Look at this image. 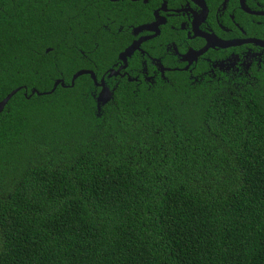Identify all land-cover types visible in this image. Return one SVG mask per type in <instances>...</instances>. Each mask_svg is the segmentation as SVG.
Returning <instances> with one entry per match:
<instances>
[{"label":"trees","instance_id":"16d2710c","mask_svg":"<svg viewBox=\"0 0 264 264\" xmlns=\"http://www.w3.org/2000/svg\"><path fill=\"white\" fill-rule=\"evenodd\" d=\"M83 36L81 63L0 46V102L20 88L0 113V264H264V76L122 80L98 104L71 78L98 80L114 48Z\"/></svg>","mask_w":264,"mask_h":264},{"label":"flooded vegetation","instance_id":"af4514ba","mask_svg":"<svg viewBox=\"0 0 264 264\" xmlns=\"http://www.w3.org/2000/svg\"><path fill=\"white\" fill-rule=\"evenodd\" d=\"M84 32L114 48L98 80L88 70L99 90L178 74L249 83L264 76V0H0V46L28 49L29 64L52 53L56 63L60 52L81 63Z\"/></svg>","mask_w":264,"mask_h":264},{"label":"water","instance_id":"95a60500","mask_svg":"<svg viewBox=\"0 0 264 264\" xmlns=\"http://www.w3.org/2000/svg\"><path fill=\"white\" fill-rule=\"evenodd\" d=\"M134 49H135V46L131 47L129 50L126 51V54H124V55H130V54L133 52ZM202 52H203V51H202ZM202 52H199V53L201 54ZM82 75H90V76L92 77V80L94 81V83L97 84V83H96V80H95V76H94V74H93L91 71H88V70H81V71H78L77 73H75V74L73 75V78H72V80H71V83L73 84L74 80H75L76 78L82 76ZM59 83H61L62 86H64L63 82H61V81H56L55 84H54V88H55ZM98 85H100V86L102 87V90H101V92L99 93L98 98H97V102H98V104L101 103V102H107L108 99H109V97H110V92H109L107 89L104 88V86H103L102 83H101V84H98ZM19 91H20V88H17V89H15V90L11 91V92H10V93H9V94H8V95H7V96H6V97L0 102V113L3 111V109L5 108V106L7 105V103L9 102V100H10V99H11V98H12L17 92H19ZM34 93H36L37 95H41V94L37 93L35 90H33L31 94H34Z\"/></svg>","mask_w":264,"mask_h":264}]
</instances>
